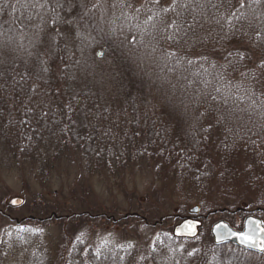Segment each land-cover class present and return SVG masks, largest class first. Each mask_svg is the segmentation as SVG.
I'll list each match as a JSON object with an SVG mask.
<instances>
[{
  "label": "rangeland",
  "instance_id": "374dc122",
  "mask_svg": "<svg viewBox=\"0 0 264 264\" xmlns=\"http://www.w3.org/2000/svg\"><path fill=\"white\" fill-rule=\"evenodd\" d=\"M76 1L0 0V74L16 68L29 69L42 82L50 83L51 77L58 80V87H50L65 102L68 94L88 99L94 95L106 104L103 110L123 113L130 100L125 93L129 80L126 67L119 62L114 44L109 41L114 40L116 31L135 40L136 30L131 36L128 26L137 29L142 12L150 17L152 9H159V0H130V6L123 4L126 0H102L105 10L99 0L88 1L81 9ZM101 10L109 17L104 25ZM125 11L127 21H123ZM123 22L125 28L120 30ZM142 24L137 30L146 32L149 23L144 20ZM63 52L67 55H61ZM52 55L69 58L72 63L57 67L62 58L52 65L58 58ZM54 66L57 68L51 72ZM3 82L12 87L10 81ZM14 89V99L26 105L30 98L24 96L25 92H18L19 86ZM46 93L49 98L55 96L53 90ZM177 109L185 117L183 106L178 103ZM83 110L80 117L74 118L73 129H68L66 137L71 143L87 123L88 108ZM39 122L33 121L39 125L34 139L37 144L41 132L49 127V123ZM2 134L0 129V264H262L256 259L259 254L215 245L211 233L213 226L223 220L237 230L243 227L246 217L264 220L263 206L247 203L248 191L262 193L248 181L247 156H238L243 157L239 162L242 165L233 169L239 177L240 193L230 194L227 208L203 214L200 197L197 204L188 203L194 198L189 197V192L195 190L176 187L168 179V169L155 174L154 168L134 164L121 179L117 173L124 165L115 155L110 156L117 161L105 169L87 163L85 151L84 158L73 151L66 161L55 164L28 162L12 153ZM48 136L51 138L49 132ZM46 137L42 135L41 140ZM56 153L50 147L45 155L52 157ZM112 173L117 174L116 181L111 180ZM14 197L24 198L20 208L9 206L8 201ZM198 205L199 212H194ZM53 214L62 221L48 220ZM32 217L34 221H30ZM183 218L203 220L199 238H174V228Z\"/></svg>",
  "mask_w": 264,
  "mask_h": 264
},
{
  "label": "trees",
  "instance_id": "16d2710c",
  "mask_svg": "<svg viewBox=\"0 0 264 264\" xmlns=\"http://www.w3.org/2000/svg\"><path fill=\"white\" fill-rule=\"evenodd\" d=\"M78 1L81 9L91 0ZM158 3L159 9L149 11L150 17L141 14L149 23L146 32L137 30L143 27L141 19L137 29L126 27L131 36L136 30L135 40L116 31L114 40L109 41L126 67L129 83L125 93L130 99L127 110H103L106 104L94 95L88 99L68 94L65 102L56 89H51L58 87L54 77L45 83L35 79L29 69L16 68L0 74V129L4 140L16 157L37 163L66 161L73 151L84 158L85 151L87 163L107 169L118 158L124 165L117 173L121 179L134 164L154 168L155 174L168 169V179L176 187L195 190L189 192L194 198L188 203L197 204L200 197L203 214L227 208L230 194L240 193L239 177L233 169L242 165L239 162L243 157L238 156H247L248 181L262 192L248 191L247 203L264 208V0H179L175 6L174 0ZM123 4L131 5L130 0ZM101 11L104 25L109 17ZM125 12L123 21L128 19ZM174 21L182 24L179 32ZM193 23L194 28L187 27ZM124 28L123 22L119 29ZM173 52L175 55H169ZM52 56L58 57L52 65L62 58L57 67L72 63L69 58ZM17 86L19 93L25 92L24 96L30 98L26 105L14 99ZM48 90H53L55 96L49 98ZM178 103L185 117L178 111ZM83 108H88L87 123L71 143L66 137L68 129H73L74 118L82 115ZM221 116L224 119L218 123ZM38 119L39 124L43 121L49 127L40 134L41 138L47 137L37 144L34 139L39 125L33 121ZM50 147L57 150L56 156L45 155ZM117 174L112 173L111 180L116 181ZM226 248L243 252L230 245ZM258 258L263 264L264 256Z\"/></svg>",
  "mask_w": 264,
  "mask_h": 264
},
{
  "label": "water",
  "instance_id": "95a60500",
  "mask_svg": "<svg viewBox=\"0 0 264 264\" xmlns=\"http://www.w3.org/2000/svg\"><path fill=\"white\" fill-rule=\"evenodd\" d=\"M17 201V203L13 204L12 201ZM9 202V206L13 208H20L24 204V198L22 197H14ZM199 208L196 207L194 212H198ZM58 218L55 214L52 217ZM244 226L241 231H235L230 228V225L226 222L220 221L213 226L212 235L214 237L215 245L220 246L224 244H231L242 248L247 251H253L255 253H259L264 255V252L259 251L257 248H250L247 247L244 243L241 242L240 238L235 235V233L245 232L252 235H255L258 240H264V231H260V228H264L263 222L255 217H247L244 220ZM203 224L191 218H185L178 226L174 228L173 236L176 239H186L192 240L199 236L200 229L202 228Z\"/></svg>",
  "mask_w": 264,
  "mask_h": 264
},
{
  "label": "snow or ice",
  "instance_id": "6c2138e0",
  "mask_svg": "<svg viewBox=\"0 0 264 264\" xmlns=\"http://www.w3.org/2000/svg\"><path fill=\"white\" fill-rule=\"evenodd\" d=\"M179 3V0H174V6ZM180 6H184V5H180ZM168 9H165V11H167ZM180 13H177V16H179ZM219 22V21H217ZM173 25H175L176 27V31L179 32L181 30L182 24H178L175 21L173 22ZM172 25H169V27H171ZM188 28H194L195 24H190L187 26ZM168 39H173L172 36L167 37ZM238 55H241V58H243V55L240 53H237ZM169 55H175V53H169ZM229 56L232 55V53H228ZM204 59H207V57H204ZM225 59H227V57H225ZM189 63H192V61H189ZM45 71H47V69H45ZM217 92L220 91L219 88L216 89ZM213 99H215V97H213ZM87 115V114H86ZM224 119L223 116L219 117L218 119V123L221 122ZM211 129H206V131H210ZM207 138V137H206ZM13 204L17 203V201H12ZM260 231H264V228H260ZM235 235H237L241 242L244 243L247 247L250 248H257L259 251L264 252V240H258L256 238L255 235L249 234V233H245V232H240V233H235Z\"/></svg>",
  "mask_w": 264,
  "mask_h": 264
},
{
  "label": "bare ground",
  "instance_id": "6f19581e",
  "mask_svg": "<svg viewBox=\"0 0 264 264\" xmlns=\"http://www.w3.org/2000/svg\"><path fill=\"white\" fill-rule=\"evenodd\" d=\"M96 126V124H94ZM38 158V157H37ZM222 211H225V210H222Z\"/></svg>",
  "mask_w": 264,
  "mask_h": 264
},
{
  "label": "flooded vegetation",
  "instance_id": "af4514ba",
  "mask_svg": "<svg viewBox=\"0 0 264 264\" xmlns=\"http://www.w3.org/2000/svg\"><path fill=\"white\" fill-rule=\"evenodd\" d=\"M242 213V212H241Z\"/></svg>",
  "mask_w": 264,
  "mask_h": 264
}]
</instances>
